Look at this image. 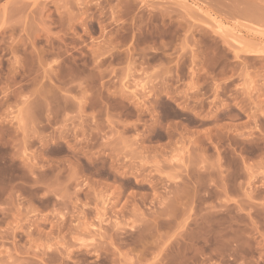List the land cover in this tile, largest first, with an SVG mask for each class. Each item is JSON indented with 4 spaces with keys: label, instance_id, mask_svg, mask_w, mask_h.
I'll use <instances>...</instances> for the list:
<instances>
[{
    "label": "rangeland",
    "instance_id": "374dc122",
    "mask_svg": "<svg viewBox=\"0 0 264 264\" xmlns=\"http://www.w3.org/2000/svg\"><path fill=\"white\" fill-rule=\"evenodd\" d=\"M0 264H264V0H0Z\"/></svg>",
    "mask_w": 264,
    "mask_h": 264
}]
</instances>
